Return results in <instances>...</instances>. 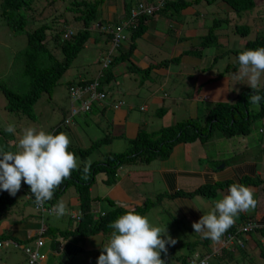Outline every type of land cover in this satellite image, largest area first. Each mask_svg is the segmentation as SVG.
<instances>
[{
  "label": "clouds",
  "instance_id": "clouds-1",
  "mask_svg": "<svg viewBox=\"0 0 264 264\" xmlns=\"http://www.w3.org/2000/svg\"><path fill=\"white\" fill-rule=\"evenodd\" d=\"M49 1L50 0H34L33 4L40 2L47 5ZM173 1L175 0H153L151 2H147L146 0L103 1V6H101V17L97 23V28L105 33L111 34L112 41L107 44L106 48H103L99 40L96 43L88 39L83 44L82 49L73 58L74 61L83 50L80 59L88 64L89 67L84 69L76 78L69 77L66 81L65 93L68 102L66 106H60L62 108V117L52 126L50 132L43 128L38 129L34 124L25 125L26 117L23 115H20L24 118L21 122L22 124L13 120H11L13 124H7L10 120L9 116L12 113L6 109V107H9L7 99L5 98L4 100L0 98L2 101L1 109L6 112L5 120L0 121V125L2 127L5 126L4 131L6 133L13 134L15 143L9 145L7 148L0 146V204L8 200L10 198L9 195H17V197L21 195L22 198L20 202H18V200L15 202L17 204L15 211H11V207L15 203L9 206L8 209H0V234L8 236L4 239L0 238V248L10 246L13 249H18L23 255V264H56L54 258L48 254L50 250H53L56 255H59L60 252L64 255L61 256V262H63V264H67L66 257L67 260H72L74 255H84L85 252L93 249H95V255L97 256L96 264H178L176 259L183 256H186V264H206L208 263L207 259L210 255L218 254L221 250H231V252L235 254V252H237L236 244L244 242L247 238H249V245L254 246V238L256 237L261 244L260 247L264 248V240L259 238L256 233V231L264 229V224L261 223L256 216L253 217V220H247L246 218L249 216L241 213L251 210L256 206V203L260 205L261 199L258 197L259 195L264 197V184L259 181L257 177H252V179L258 180L259 183L255 185V188H257V193L255 192L256 200L254 198V187L239 183L240 179L229 185L227 193L220 194V199L214 197L217 191L214 195L207 196L206 198H209L208 201L215 199L214 207L206 215H202L198 221L193 222L192 226L190 225L193 228L194 235L195 233H199L202 237H191L189 240L179 242H176L169 236L166 226H155V224L150 223L147 216L136 212L134 209L135 207L125 208L113 202L107 195H104L102 197H107L115 206L125 209L126 211L114 221L110 222L109 228L112 229V231L108 242L105 241L106 244H103L102 241H97L99 244L96 245L94 241L97 239L94 237H84L79 234H74L75 225L80 220V213L78 211L77 196L73 187L69 186L62 193L54 195L56 189L59 188L66 179L71 177L73 171L80 170L82 173L81 179L87 181L89 179L92 163L102 162L109 153L121 152L127 146V143L123 141L120 143L121 145L118 148L119 151L114 152L109 150V145H107V143L102 142L96 148L103 146L107 149V152L100 159L92 155V150L85 158V161L82 162V168L77 155L68 150L70 145L72 148L78 150L87 149L92 144V141L97 140L99 136L98 128L102 126L104 130V124L109 122L105 116L107 111H115L117 109L130 110L131 102L124 100L122 95L123 92L120 90L123 86V80L130 76V83L138 79L141 81L140 84H142V81L148 76L151 68L147 67L144 69L148 70L145 76H141L131 69L132 67L144 71L137 68L131 59L132 52L136 48V41L143 34L144 30L142 34L133 39L131 44H133L134 47L128 58L119 62L113 61L114 56H118L126 50L130 43L129 36L134 28L128 26L127 21L134 18L136 15H141L145 17L146 24L148 20L160 16L164 10L168 11L166 8L164 9V5H171ZM261 2L264 3V0H261ZM33 4L32 10L28 11L30 16L26 18V22L29 21L26 27L27 30L31 32L36 27L41 26V24H46L47 26L44 30L45 40L46 32L53 28L55 29L54 37L58 35L59 33L55 26L62 21L59 14L62 13L63 9L57 11V4L54 2L48 4L50 9L43 8L44 10L41 9L39 11L41 16H44L46 19H52L55 17V13L57 14L55 18H57L58 21L52 26L38 16L39 12L37 13L34 11ZM124 5H128L129 8L125 9ZM108 6H112L115 10L113 12V17L106 21L103 17V10ZM254 6H256L254 0H251L249 7ZM241 15L239 17H241ZM37 22H39V24H36ZM66 22L74 24L73 20H65L64 23ZM234 22L235 21L227 28L233 34H237L234 32V26L243 25L239 24L238 21L233 24ZM247 28L248 32L246 35L238 34L240 38H247L250 32L248 26ZM76 29V27H67L62 32L61 38L68 39L74 34ZM259 35L264 36L263 27H256L253 31V38H245L242 48L232 51L233 55H223L225 63L227 56H229L231 65H234V67L231 68L230 64H228L225 69L233 70L235 68L236 70L239 68L237 74L238 79L247 80L248 86L241 88L238 92L245 88L254 90L253 94L249 96V100L252 104H259L261 100H264V96L260 94V88L264 86L261 85V77L264 76V46L257 48L252 47V49H249L245 45L253 41ZM203 48L204 46L200 45L196 52L192 53L194 55H199ZM237 52H240L239 55H237ZM88 55H91V57H88ZM165 62L167 63L165 64ZM178 62L179 56H174L156 65L166 66L169 63L177 64ZM116 70H118V72ZM221 72L225 73L223 70ZM56 85L57 83L54 85L53 89ZM118 96L120 98L115 99ZM235 96L231 99H234ZM231 99L219 102H228ZM144 105L145 104H138L136 107L138 110L144 111ZM211 105H213V103L207 107L206 111ZM159 108L163 107L159 105L156 109ZM163 110L165 112L164 108ZM152 111L153 110H150V112ZM206 111L188 118H201L199 120H202ZM253 124L251 125V130ZM19 125L22 131L19 137L15 138L14 135H16V130ZM90 126L94 129L92 135L88 134ZM80 127L84 130L85 138H81L78 133H76V129ZM248 135L249 134L222 139L214 135L210 143L219 142L227 144V141L233 142V138L242 137L246 139ZM239 142H241V140H239ZM210 143L208 150L213 146V144ZM227 146L229 150L224 153L232 151L243 155V152L238 151V147L235 145L230 146L227 144ZM13 148L15 150H12ZM218 167L221 168L223 165L219 164ZM120 168L121 166L118 169ZM102 174L103 176L99 180L105 178V174ZM22 183L29 186L31 194L25 190ZM69 192L68 200L62 198L63 194ZM100 205H104V207L100 208ZM28 206L32 207V213L28 211ZM94 206L95 207L90 209L91 213H97L98 210L107 211L110 209L105 200H99L94 203ZM239 213L244 217L241 220L236 219ZM54 214L63 218L64 221L67 220L70 222L66 229H60L49 223V217ZM25 219H32V223L35 224L36 227L25 228L21 223V221ZM187 221L191 224L189 220ZM191 243L194 244V246L189 247V245H183ZM183 249L184 252L181 251ZM16 264L22 263L18 262ZM78 264L87 263L83 259H80Z\"/></svg>",
  "mask_w": 264,
  "mask_h": 264
},
{
  "label": "trees",
  "instance_id": "trees-1",
  "mask_svg": "<svg viewBox=\"0 0 264 264\" xmlns=\"http://www.w3.org/2000/svg\"><path fill=\"white\" fill-rule=\"evenodd\" d=\"M33 1L34 0H0V17L2 18V23L12 34L25 35V46L15 54L13 63L20 64L18 74L27 79L26 84L28 87L27 91L19 93L8 87L6 83L0 82V97L4 100L5 98L7 99L9 107H6V109L12 113L9 116L10 120L7 124H13L11 120L21 123L24 118L20 115L29 119L34 118L33 105L38 99V96L41 93H45L47 96L51 95L54 85L62 74L70 68L73 58L82 49L83 44L88 39L96 43L99 40L103 48H106L107 44L112 41L111 34L105 33L97 28V23L101 17V6H103L104 0H50L48 4L55 2V4L60 3V5L63 6V11L59 14V17L66 21L73 20L77 28L74 34L68 39H62L61 34L56 35L52 38L51 44H48L45 40L44 30L47 26L46 24H41V26L36 27L31 32L25 29L29 23V21L26 22V18L30 16L28 11L32 10ZM146 1L151 2L152 0ZM202 1H204L205 5H210L216 0H175L171 5L165 4L164 9L166 8L167 10L177 12L187 5L193 3L199 4ZM218 1L226 8H224V18L213 17L211 19L210 25L205 28V34L201 38V46L206 47L208 44L214 42L217 32L231 25H229L231 19L228 16L239 17L248 9L251 2V0ZM64 2H66L65 5ZM124 8L128 9L129 7L128 5H124ZM65 16H69V18ZM41 19H43V17H41ZM127 24L134 28L129 36L130 43L126 50L118 56H114L113 61L119 62L128 58L134 47V45L131 44L133 39L142 34L145 29V17L136 15L134 18L129 19ZM233 24H235V22ZM234 32L240 35H246L248 28L246 25H235ZM245 46L249 49H252V47H263L264 36H257V38L248 42ZM57 49L58 55L55 54ZM239 53L240 52H237V55H239ZM166 63L167 62H165V64ZM131 69L141 76H145L148 72L147 69L144 71L132 67ZM221 74L223 73L221 72ZM253 92V89L245 88L238 92L234 99L228 102H214L213 105L208 108L202 120H199L201 118H186L166 126L159 125L160 116L164 113L163 108H159L151 112L152 117L154 118L155 116V119H153L155 121L153 123L158 125L156 129H149L148 126L137 123L134 131L131 132V134H127L124 131H114L117 128L112 129L109 123H105L104 130L102 126L98 128V138L100 139L97 138V140L92 141V144L87 149L78 150L72 148L70 145L68 150L77 155L82 168V162L85 161V158L102 142L107 143L109 146L117 145L123 141L127 143L123 151L109 153L102 162L92 163L89 179L87 181L82 180L81 171L76 170L72 172L70 178L66 179L59 188L56 189L54 195L62 193L67 187L72 186L77 196L80 220L75 225L74 234H79L84 237L92 236L98 241H102L103 244H106L112 231V229L109 228L110 222L114 221L126 211L125 209L115 206L107 197L99 196L103 191L99 187L95 188V175L100 172L105 174V178L99 180V183L102 186L105 185L108 187L116 182L117 169L120 166L123 167L136 164L146 167L159 161L167 160L172 149L179 144L188 146V151H191V157L186 155L185 159L194 160L195 164L200 165V167L207 166L216 168L219 164L225 167L234 162L237 163L244 160L241 153L232 151L224 153V156L222 155V158L218 159V157L213 154L218 152V146L224 147L225 151H228L229 147L224 143H210V140L214 135H217L221 139L234 136H245L251 131V125L254 121L259 120L260 122L264 117V100H261L259 104H252L249 100V96L253 94ZM260 94L264 96V86L260 88ZM252 105L257 106L255 111L250 110ZM4 129L5 126L2 127L0 125V146L7 148L9 145L15 143L13 134L6 133ZM215 131H218L219 134H215ZM209 143L214 145L213 148L215 150L207 151ZM199 147H201L203 152L201 155L197 156L198 154L194 153L192 149H198ZM12 150L15 149L13 148ZM251 171L252 170H249V172ZM232 183L235 182L229 179L216 181L213 184L199 185L196 188L194 187L185 191L179 190L171 192V194L159 192L152 198L149 196L145 197L142 205L134 209L136 212L147 216L148 213L165 210L169 207L167 203L162 202L163 199L161 198H166L169 203V200H172L173 197L178 198V196L188 197L190 199L199 198L198 200H200L207 196L214 195L216 191L222 189L227 190ZM239 183L250 187H255V185L259 184L258 180L252 179V177L247 176V174H243L240 177ZM22 185L25 190L31 194L29 186L24 183H22ZM9 196L10 198L8 200L0 204V209H8L9 206L18 200L17 195ZM99 200H105L110 209L107 211L98 210L97 213H91L90 209L95 207L94 203ZM256 211H258L257 207L254 213H256ZM248 216L249 217L246 218L247 220H253L255 215L251 214ZM242 218L244 217L239 216L237 220H241ZM259 221L264 224V220L260 219ZM256 233L259 238L264 240V229L256 231ZM7 237L8 236L5 234H0V238L4 239ZM97 240L95 241L96 245L99 244ZM248 243L249 238L240 244H236V254L231 252V250L225 249L221 250L218 254H212L208 257V263L206 264H220V261L227 262V260L230 259L235 260V256H244V258L239 261V264H257L256 261L259 257L256 256L261 255L260 252H264V248L260 247L261 244L256 237L254 238V247L251 248ZM183 245H189V247L194 246L192 243ZM176 262L178 264H186V256L178 257Z\"/></svg>",
  "mask_w": 264,
  "mask_h": 264
},
{
  "label": "crops",
  "instance_id": "crops-1",
  "mask_svg": "<svg viewBox=\"0 0 264 264\" xmlns=\"http://www.w3.org/2000/svg\"><path fill=\"white\" fill-rule=\"evenodd\" d=\"M258 2L260 3L261 0H254L255 5ZM224 8L225 6L218 0L210 5H205L202 1L199 4L187 5L177 12L164 10L160 16L146 22L143 34L136 41V48L132 52L131 59L136 67L141 70L150 67V72L142 84L138 79L130 83L131 78L129 76L123 80V86L120 88L123 92V98H140L141 101L137 99L135 101L138 104H145L144 111L138 110L133 100H129L131 108L128 111L124 109L107 111L105 116L109 125L112 126V129L117 128L114 131H124L131 134L137 123H142L144 126H147L145 122L153 123L155 120H153L150 110L156 109L159 105L165 109L164 114L160 116L159 125H164L163 119L170 120L168 125L174 121L193 117L205 112L211 103L233 98L234 96L230 97L232 93L228 95L230 80H235V83L239 81L241 88L248 86L246 79H238L239 68L236 70L235 68L233 70L225 69L228 64L226 65L223 60V55H233L232 51L241 49L246 37H241L237 42L235 34L228 28L219 30L215 41H211L212 43L204 47L199 55L192 53L199 48L200 38L203 36L207 25L210 24L211 18L216 14L224 15ZM114 10L115 8L112 6L103 10V17L106 21L113 17ZM229 17L232 20L229 25L239 19L236 16ZM174 56H179L177 64L156 65ZM222 70L225 73L221 74ZM116 71L118 72V70ZM183 82L185 84H182ZM178 85H182L185 90L181 91V87L177 88ZM238 90L235 91V94ZM180 108L182 109L180 110ZM182 112L183 116L178 117ZM128 126L132 129L128 130ZM148 128L156 129L158 125H151ZM249 135L246 139L242 138L241 145L237 147L240 151L242 145L254 144L253 152L250 155L244 156L243 154L244 160L236 164L234 162L223 168L200 167V165L195 164L194 160L185 159L186 155L191 157V151H188V146L179 144L172 149L167 160L146 167L136 164L123 166L117 170L116 182L111 187L101 186L99 188L102 191L105 189L107 191L105 194L113 202L125 208H133L141 206L145 200L146 195L140 192L142 190L153 197L159 192L171 194V192L179 190L185 191L196 188L199 185L213 184L216 181L230 179L236 182L243 174L257 177L264 184V117L260 120L258 127L252 126ZM228 143L231 146L234 145L233 142L228 141ZM118 145L109 146V150L118 149ZM213 147L214 145L208 151H212ZM198 149H192L194 153L198 154L197 156L203 152L201 147ZM249 170L252 171L249 172ZM254 189L256 200L257 188L254 187ZM227 190L217 191L214 197L220 199V194H226ZM161 199L167 205H174L180 214L191 222V226L193 222L198 221L202 215H206L214 207L215 201V199L208 201L209 198L198 200L199 198L190 199L183 196L173 197L172 200H169L170 203L166 198ZM260 199L263 200L264 197L260 196ZM261 204V202L260 205L256 203L254 208L241 213L245 215L254 214L257 219L264 220V215H262L264 214V203ZM258 205V211L254 213ZM103 207L104 205H100V208ZM241 213L238 217L241 216ZM151 215L155 216L152 212L148 213L147 217L149 218ZM161 222L163 223V220ZM170 222L172 221L170 220ZM152 224L156 225L157 221L155 220V223ZM175 233L176 231L169 232L171 235ZM197 237L202 236L195 233L193 238ZM252 247L254 246L251 245ZM260 254L256 256L259 257L256 263L264 264V252L261 251ZM240 257L244 258V256Z\"/></svg>",
  "mask_w": 264,
  "mask_h": 264
},
{
  "label": "rangeland",
  "instance_id": "rangeland-1",
  "mask_svg": "<svg viewBox=\"0 0 264 264\" xmlns=\"http://www.w3.org/2000/svg\"><path fill=\"white\" fill-rule=\"evenodd\" d=\"M48 1V0H47ZM57 2V1H56ZM66 2L64 3V5ZM33 8L35 12H39L41 9H50V6L43 3H34ZM57 8L60 11L63 9V6L60 5V3H57ZM43 9V10H44ZM40 13V12H39ZM68 14V13H65ZM69 15V14H68ZM57 14L55 13V17ZM230 16V15H229ZM228 16V17H229ZM39 17H43V19L50 25L54 26L55 23L58 21L57 18L52 19H46L44 16H41L39 14ZM69 18V16H67ZM215 18H224L223 14H216L214 15ZM64 19L62 18V21H60L56 26L57 32L62 34V32L68 27V28H74L75 25L69 22L64 23ZM239 24L247 25L249 27V34L247 36L248 39L252 38L253 31L256 27H263L264 28V3H259L254 7H249L245 12L242 13L241 17L237 20ZM36 24H39L37 22ZM206 26V25H205ZM27 30V28H25ZM28 31V30H27ZM204 32L203 30H201ZM55 29L46 32V42L48 44H51L52 38L54 37ZM235 39H237V42L241 39L238 34H235ZM237 44V43H236ZM25 46V35L24 34H12L6 26L2 23V18L0 17V82L6 83L8 87L18 91L19 93H24L27 91V79L24 77H21L18 74V69L20 67V64L13 63L14 61V55L17 51L21 50ZM83 53V50L78 54L77 58L73 61L70 69L66 71L62 76L58 79L57 85L53 89V92L50 96H46V94L42 93L35 104L33 105V112H34V119H25V125L34 124L35 127L38 129L43 128L44 130L50 132L52 126H54L62 117V108L60 106H66L67 105V98L65 93L66 88V81L70 78H76L80 73L83 72L84 69H87L89 67L88 64L81 61V54ZM55 54L58 55V49L55 51ZM226 63L230 64V67L233 68L234 65H231V59L229 56L226 58ZM186 81V79H185ZM264 76L261 77V85H264ZM182 84H185L183 82ZM178 87H181V91H184L185 89L182 87V85H178ZM239 87V81L235 83V80L229 81V88H228V95L232 93L230 97L235 96V91L240 89ZM2 98V97H0ZM120 98L119 96L115 99ZM138 101H141L140 98H135ZM133 97L127 98L124 97L125 101L133 100L134 103L137 105V101H135ZM2 101L0 99V121H4L6 117V112L1 109ZM182 108H180L181 110ZM257 109L256 105H252L250 107V110L255 111ZM183 116L182 114H179L178 117ZM155 119V116L154 118ZM164 125H167L168 121L170 120H164ZM147 126H157L155 123L152 122H145ZM24 125V126H25ZM259 126V120L254 121L253 127ZM132 129L130 126H128V130ZM22 128L20 125L17 127L15 138H18L21 134ZM76 133L81 138H85L84 130L80 127L76 129ZM94 133V129L92 126H90L88 130V134L92 135ZM215 134H219L218 131H215ZM69 136V135H68ZM252 137L251 135H249ZM70 138V136H69ZM71 140V139H70ZM239 140H242V137L233 138L232 141L234 145L240 146L241 142ZM219 143V142H217ZM227 144L230 145L227 141ZM120 143L118 145V148L120 147ZM253 145H242L239 149L243 152L245 155H250L253 152ZM216 146V145H215ZM218 146V145H217ZM231 146V145H230ZM219 150L218 152L213 153L218 158H222V154H224L225 149L222 146H218ZM122 149V148H121ZM215 150V149H214ZM119 151L118 149H115L114 152ZM107 152V149L103 146H100L99 148H94L92 155L95 158H102L103 155ZM103 174L99 173L96 175V185L95 188L101 187L102 185L99 183V179L102 178ZM103 194L99 196L106 195L107 192L105 189H103ZM141 194L146 195L148 197V193H144L146 191H140ZM69 193L63 194L62 198H66L68 200ZM261 195L258 197L260 198ZM151 197V196H149ZM152 198V197H151ZM22 200L21 195H18V202ZM264 200H260V202L263 204ZM258 202V201H257ZM261 204V205H262ZM17 208V204L15 203L11 207V211H15ZM69 209V208H68ZM28 211L32 213V207L28 206ZM155 216L151 215L149 217L150 223H155V220L157 221V224L155 226H166L167 232L169 234L170 231H176L175 234L171 235L176 242L189 240L191 237H193L194 232L193 228L190 226L188 221L185 219L183 215L180 214L178 209L174 205H169V207L165 210H158L157 212H154ZM163 220V223L161 222ZM170 220L172 222H170ZM21 223L24 225L25 228H31L36 227L35 224L32 223V219H25L22 220ZM49 223L52 225H55L56 227L60 229H66L67 225L70 223L67 220H63V218L58 217L57 215H53L49 217ZM45 249V247H44ZM184 252V249L181 250ZM95 249L90 250L88 252H85L84 255H74L72 260H67L66 257V263L67 264H78V261L80 259H83L87 264H96L97 256L95 255ZM49 256H52L54 258L56 264H63L61 262V256H64L61 252L59 255H56L53 250L48 251ZM242 259V257L235 256V260H227L226 261H220V264H239V261ZM24 263L23 261V255L18 249H13L10 246L9 247H2L0 248V264H16V263Z\"/></svg>",
  "mask_w": 264,
  "mask_h": 264
}]
</instances>
